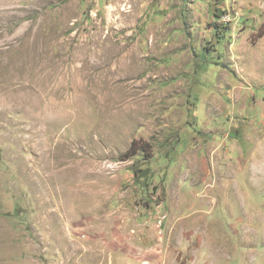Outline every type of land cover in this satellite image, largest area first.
<instances>
[{
    "label": "rangeland",
    "instance_id": "obj_1",
    "mask_svg": "<svg viewBox=\"0 0 264 264\" xmlns=\"http://www.w3.org/2000/svg\"><path fill=\"white\" fill-rule=\"evenodd\" d=\"M262 26L264 0H0V264H264Z\"/></svg>",
    "mask_w": 264,
    "mask_h": 264
},
{
    "label": "trees",
    "instance_id": "obj_2",
    "mask_svg": "<svg viewBox=\"0 0 264 264\" xmlns=\"http://www.w3.org/2000/svg\"><path fill=\"white\" fill-rule=\"evenodd\" d=\"M263 35H264V27L262 26L258 32V36L262 37ZM134 146H135V142L133 141L130 148L125 153V155H127V157L130 155L129 153L132 152V150L134 149Z\"/></svg>",
    "mask_w": 264,
    "mask_h": 264
}]
</instances>
